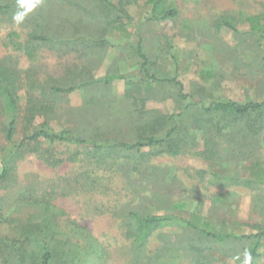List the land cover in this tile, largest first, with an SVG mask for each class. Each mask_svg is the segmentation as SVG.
<instances>
[{
  "label": "rangeland",
  "instance_id": "rangeland-1",
  "mask_svg": "<svg viewBox=\"0 0 264 264\" xmlns=\"http://www.w3.org/2000/svg\"><path fill=\"white\" fill-rule=\"evenodd\" d=\"M114 1L127 17L126 31L118 27L116 12L99 0H42L22 23L13 20L18 0H0V6L10 3L11 7L0 17V66L14 72L17 98L11 141L6 138L7 116L0 108V167L9 146L18 145L44 124L99 143L135 142L158 134L163 126L154 124L155 119L178 106L176 88L141 80L130 47L135 35L141 37L150 73L157 79H176L193 99L205 103L264 100L261 42L249 33L245 21L257 15L264 24V0H164L165 6L177 9L178 16L163 22L145 19L150 11L148 0ZM19 10L26 11L27 6ZM228 18L234 30L224 25ZM13 32L20 39L9 38ZM41 37L50 41H34ZM101 40L110 45H100ZM110 74L127 78L108 85L94 83ZM52 87L76 89L56 94ZM192 115L183 119L185 144L176 156L146 155L153 149H144L132 157L117 151L91 159L83 157L81 147L54 144L49 149L57 158L79 155L75 162L48 167L42 158L24 153L13 163L12 184L0 185L3 214L19 218L34 213L20 202L21 192L32 185L41 195L55 186L53 203L66 214L53 225L59 234L55 239L69 238L87 247L84 238L69 231L71 221L85 228L97 248L85 264H134L123 236L125 215L130 211L162 215L174 203L208 220L219 234L264 233V184H243L252 166L264 168V114L260 132L252 135L245 131L243 120L218 132L196 130ZM209 139L211 146H206ZM85 175L96 181L95 186ZM9 183L12 187L6 188ZM14 232L5 224L0 226L2 247L10 246ZM184 232L155 231L147 251L160 246V236L181 244ZM204 243V255L211 264H245L253 245L249 239L212 246ZM3 248L0 264L6 259L7 264H18L13 251ZM101 251L104 254L98 261ZM57 261L61 264V259ZM165 264L188 263L181 258ZM253 264H264V239Z\"/></svg>",
  "mask_w": 264,
  "mask_h": 264
},
{
  "label": "trees",
  "instance_id": "trees-1",
  "mask_svg": "<svg viewBox=\"0 0 264 264\" xmlns=\"http://www.w3.org/2000/svg\"><path fill=\"white\" fill-rule=\"evenodd\" d=\"M104 6L113 9L116 12V21L118 27L127 30V17L119 4L114 0H99ZM150 11L145 19L153 22H163L174 19L178 16L176 8L165 6L164 0H148ZM10 3L0 6V17L7 14L11 10ZM224 25L234 30L231 21L224 19ZM248 24V31L256 37L262 49V60L264 61V24L261 22L260 16H248L245 18ZM18 38L17 33H10L9 38ZM135 41L131 44L134 57L137 59V70L143 80L149 85L157 82L173 84L176 88V97L179 101L176 111L166 116H160L155 119V123L159 128H163L158 134L143 137L135 142H104L99 143L94 139H84L77 136L70 130H51L48 126L40 125L30 135H26L18 145L9 146L1 157L0 167V185L10 182L13 178L14 161L21 157L24 153L35 154L38 158H42L48 167H56L65 161L75 162L79 154L74 153L67 159L57 158L50 146L54 144L71 145L81 147L84 151L83 157L91 159L106 158L108 153L123 151L131 157L138 155L144 149H153L146 155H170L176 156L183 150L187 127L183 125V119L192 113L191 122L196 130L212 133L210 130L222 131L224 127L244 121L243 127L245 131L252 135L260 132L262 126V117L264 114V100L237 102L232 100L212 101L205 103L201 100L193 99L185 93L183 85L176 79H157L155 75L149 71L148 59L143 52L142 40L139 35H135ZM27 41V40H26ZM32 41V40H28ZM34 41L49 42L47 37L35 38ZM100 45H110L106 40L98 42ZM31 45V44H30ZM28 46V45H27ZM14 72L0 66V108L4 115L7 116L6 138L11 141L15 132L17 98L14 92L15 77ZM127 77L121 74L106 75L94 83L111 84L116 80H123ZM93 83V84H94ZM75 87L68 89H59L52 87L51 90L56 94H69L75 91ZM206 116V117H205ZM223 122L225 124H223ZM232 122V123H231ZM206 146H211L210 139L206 142ZM160 147V151H154ZM20 151H22L20 153ZM208 154H213L212 149L206 150ZM205 153V152H204ZM134 158V157H133ZM82 160V159H81ZM79 160V161H81ZM249 177L243 180V184L250 185L252 183L264 184V168L259 164L254 165L250 169ZM88 171H86L87 173ZM94 174V173H92ZM95 175V174H94ZM92 175V176H94ZM97 177V175L95 176ZM85 179L91 186H95L90 175H85ZM239 180V179H238ZM240 183V181H236ZM11 183V182H10ZM6 188L12 187V183ZM32 185H28L20 194V202L33 210L31 214L25 217L12 218L3 214V205L0 201V226L7 225L10 231H15L14 240H12L8 250L11 249L18 264H51L58 263L57 259H61V264H85L90 254H95L97 248L94 245L95 240L86 231L80 227L75 221H71L69 228L74 236L84 238L87 247L70 242L69 238L55 239L59 235L53 225L58 222V218L65 217L63 211L53 203V190L43 191L41 195L35 191ZM126 219L122 222L127 224L123 233L127 240L129 250L132 253L134 264H165L169 261H175L183 258L188 264H211L209 257L204 255V242H208L211 246L213 243H225L229 240L249 239L253 241V245L248 250L245 264H253L257 256V248L264 239V233H257L248 236H237L233 234H219L215 231L213 225L195 213L184 211V204L174 203L166 214L148 215L140 214V212L130 211L125 215ZM172 228L185 231V240H181V244L170 243L168 237L160 236V246L153 252L147 251L149 239L154 232L159 229ZM64 239V240H63ZM0 239V256L5 253ZM84 248L83 250L80 248ZM101 256H97L100 261ZM183 254V257H180ZM1 258V257H0ZM6 259L3 264H7ZM99 264H105L102 261Z\"/></svg>",
  "mask_w": 264,
  "mask_h": 264
},
{
  "label": "clouds",
  "instance_id": "clouds-1",
  "mask_svg": "<svg viewBox=\"0 0 264 264\" xmlns=\"http://www.w3.org/2000/svg\"><path fill=\"white\" fill-rule=\"evenodd\" d=\"M42 0H18V11L13 16V20L16 23H22L28 12L33 11L35 8L39 7ZM27 6L26 11L19 10L21 7Z\"/></svg>",
  "mask_w": 264,
  "mask_h": 264
}]
</instances>
